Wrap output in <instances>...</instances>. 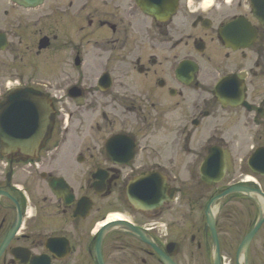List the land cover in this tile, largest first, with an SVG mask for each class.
Here are the masks:
<instances>
[{"label":"flooded vegetation","instance_id":"flooded-vegetation-1","mask_svg":"<svg viewBox=\"0 0 264 264\" xmlns=\"http://www.w3.org/2000/svg\"><path fill=\"white\" fill-rule=\"evenodd\" d=\"M27 1L0 0V101L30 87L54 122L0 157V264H264V0Z\"/></svg>","mask_w":264,"mask_h":264},{"label":"water","instance_id":"water-1","mask_svg":"<svg viewBox=\"0 0 264 264\" xmlns=\"http://www.w3.org/2000/svg\"><path fill=\"white\" fill-rule=\"evenodd\" d=\"M0 110L2 122L11 126L4 134L0 131L2 156L12 157L15 154L30 156L49 137L53 122L52 107L47 98L37 92L28 88L15 90L6 95L0 104ZM259 153L256 151L252 159ZM218 169L220 177L223 168L218 165ZM201 172L208 178L207 173L210 172L207 166H203ZM252 233L253 231L250 235Z\"/></svg>","mask_w":264,"mask_h":264},{"label":"rangeland","instance_id":"rangeland-1","mask_svg":"<svg viewBox=\"0 0 264 264\" xmlns=\"http://www.w3.org/2000/svg\"><path fill=\"white\" fill-rule=\"evenodd\" d=\"M220 128H221V126H220ZM224 130H226V136L225 137H228L229 139H233L234 137H241V134H242L239 127L236 128V126L233 123H231V120L227 121V125L224 127ZM235 139H237V138H235Z\"/></svg>","mask_w":264,"mask_h":264}]
</instances>
